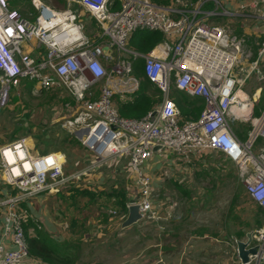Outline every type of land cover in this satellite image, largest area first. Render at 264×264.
Listing matches in <instances>:
<instances>
[{"label":"built area","instance_id":"built-area-1","mask_svg":"<svg viewBox=\"0 0 264 264\" xmlns=\"http://www.w3.org/2000/svg\"><path fill=\"white\" fill-rule=\"evenodd\" d=\"M171 1L67 0L64 9L51 11L41 0H31L38 10L32 19L0 0V114L23 78L33 81V93L65 92L76 102L69 114L59 115L60 126L94 156L85 166L67 170L68 157L61 148L39 150L29 136L0 143V264H47L29 254L23 226L27 213L19 202L57 192L114 157H126L136 178L135 198L127 206L137 204L144 221L160 220L152 176L143 170L155 146L172 154L165 157L167 165H177L174 155V160L185 161L204 150L221 151L235 165L248 197L264 209V105L254 114L258 95L251 98L243 90L254 73L264 80V32L251 57L246 38L235 34L230 23L252 11L264 22V0H231L234 7H224L220 0ZM44 7L60 17L63 25L55 31L52 24L40 25ZM83 10L99 27L95 36L84 32ZM217 17H227V24L214 21ZM142 28L159 30L164 39L147 52L130 47V34ZM33 39L44 46L36 57L20 46ZM136 58L143 59L145 77L162 97L144 116L131 118L119 114L115 97L126 99L138 90L140 79L132 65ZM171 87L201 98L196 118L182 116L168 94ZM239 91L245 95L237 97ZM243 121L249 128L241 139L234 125ZM109 212L117 214L112 208ZM252 245L257 252L249 254L248 262L241 261L235 245L234 264H264V226L251 232L246 247Z\"/></svg>","mask_w":264,"mask_h":264},{"label":"rangeland","instance_id":"rangeland-1","mask_svg":"<svg viewBox=\"0 0 264 264\" xmlns=\"http://www.w3.org/2000/svg\"><path fill=\"white\" fill-rule=\"evenodd\" d=\"M82 14L85 34L87 36L98 34L100 32L98 25L95 26L91 23L85 10ZM214 21L227 24L228 19L227 17H217ZM252 23L250 25V22H247V32L242 29L243 21H238L237 24H233L234 26L231 24L235 34L244 35L246 38V48L251 52V57L255 55L257 41L263 37L260 31L250 27L253 25ZM25 43L27 42L24 41L20 44L22 51L26 47ZM262 72L264 73V66ZM260 85L264 87V80H260L254 73L246 80L243 90L252 98ZM173 88L171 87L169 90V96H171ZM18 93L15 89L12 91L11 100L5 107L3 123L5 122L7 131L4 130V134L8 137L11 135L34 137L35 140H31V142L43 150L50 146L58 147L57 142L60 139L66 137L73 139L75 135L68 133L60 126L59 118V115L69 114L75 107L76 101L69 94L64 92L61 95L59 92L47 90H42L37 94L29 90H18ZM15 94L19 100L12 102V96ZM261 95H264V92H261ZM63 97L65 100H62ZM261 104L264 105V99ZM58 111L60 113H56ZM57 116L58 119H56ZM242 124H244L243 127L249 128V123L244 121L236 122L234 128H239ZM77 139L79 140V138ZM8 140L2 139L0 143ZM65 146L68 157L67 167H83L92 158L94 159V156L78 142L67 143ZM204 151L185 161L174 160V155L172 159L177 165H174L173 169L176 168V170L168 171L167 166L166 175H162L166 178L163 182L166 185V190L163 193L156 190L154 194L156 198H161L166 193L172 198L174 205L172 209L175 212V216H172L175 221L173 223L174 230L173 233L168 232L167 234L166 231L158 227L149 226L141 234L136 232L135 237L133 236L134 241L128 236L127 242L131 249H134L136 255L139 251L147 252L142 257L141 263L139 262L141 257L137 258L136 264H166L165 261L167 262L171 256L178 257L179 264H234L236 260L235 239H246L247 232H254L264 226V218L257 211L256 204L250 201L243 191V185L238 179L235 165L218 150ZM155 152L163 164H166L165 157L172 156L169 151L163 149ZM125 158L122 162L123 166L126 165L127 158L126 160ZM164 169L155 175L161 181L162 178L159 174L163 173ZM123 170L126 171V167H123ZM95 177L97 176L95 175ZM82 182L84 183L85 180ZM234 187H237V195L233 196ZM69 195L71 194L62 192L50 195L44 192L33 196L31 199L32 209L35 210L32 212L36 213L41 207L44 213L49 211L62 221L61 208L68 211V207L71 205ZM232 198L234 201L231 204ZM47 201L49 202L48 209ZM140 221L144 220L140 219ZM197 245L200 246L195 248ZM113 256L109 251L107 254L109 264H116Z\"/></svg>","mask_w":264,"mask_h":264},{"label":"trees","instance_id":"trees-1","mask_svg":"<svg viewBox=\"0 0 264 264\" xmlns=\"http://www.w3.org/2000/svg\"><path fill=\"white\" fill-rule=\"evenodd\" d=\"M23 2L24 5H30V8L33 6L30 4L29 0H16V2ZM57 4L54 9L60 10L64 9L67 5L66 0H54ZM157 2L168 3L171 0H156ZM29 3V4H28ZM27 6V7H28ZM32 19L37 16V12L35 9L31 10ZM92 24L97 25L96 22L92 19ZM164 39L163 34L156 29H136L134 30L128 40V45L134 49L147 52L152 47H154L158 42ZM134 73L139 77L140 84L139 88L136 92H134L131 97L126 99H121L118 95L115 97L117 109L120 115L125 117L131 118H140L144 116L149 110L153 108V105L158 102L162 97L161 90L151 82L147 77H145L144 70H143V59L136 58L132 61ZM24 87L26 84H31L32 80L25 79ZM32 85V84H31ZM264 87H262L260 93H257V98L255 102L257 105L253 106V113L259 114L263 105L264 95H261V92H264ZM29 90V89H28ZM256 95V94H255ZM254 95V96H255ZM253 96V98H254ZM171 97L175 100L176 104L180 109V113L184 118H196L202 107L203 103L201 98L190 96L184 91L173 88L171 92ZM11 100V99H10ZM19 97L15 94L12 96V102H17ZM62 100H65L63 97ZM68 100V99H66ZM261 104V105H258ZM242 124L239 128H235L238 136L243 139L245 137L246 131L248 128ZM246 128V131H244ZM78 142L80 145V141L73 136L72 138L66 137L62 140L60 139L57 142V145L64 148L66 150L65 144ZM82 146V145H81ZM83 147V146H82ZM84 148V147H83ZM221 152V151H219ZM222 153V152H221ZM112 161V160H110ZM114 164V163H113ZM103 165V170L110 174L111 166ZM165 166H168L165 164ZM73 167H68L67 170L73 169ZM165 174V169L163 171V175ZM84 176V175H83ZM111 178V177H110ZM106 179V190L97 191L88 188L89 186L96 185L95 182H90L86 185L83 177L75 179L69 183L68 186L62 187L57 192H46L48 194L54 193H69L71 195L68 196L69 201L71 202L70 206L68 207V211H65L63 208L62 210V218L68 219L66 222V227L68 229V233L64 234L65 236H61L60 238H56L54 234L43 227V224L40 223L41 221L36 218L34 211L32 209V197H28L27 199L22 200L19 202V206L22 207L25 212L27 213L26 221L23 222V226L25 229V235L28 245L29 254L32 257L38 258L40 261L45 262L47 264H81L79 262V255L82 250V237L88 232V228L86 226V222L89 215H98V220L103 223L106 220L113 216L109 209H115L118 215L122 217L126 216L128 212V194L126 189H124L123 181L117 187H112L111 179ZM163 182L166 179L162 176ZM153 179V178H152ZM153 181V180H152ZM86 185V186H85ZM177 185V184H176ZM6 188L10 187L5 185ZM153 186V184H152ZM3 185L0 183V196L3 195ZM175 188V184H174ZM233 196L237 195V187H234ZM244 191V190H243ZM72 192V193H71ZM155 190L153 186L152 191V200L155 198ZM246 194V192L244 191ZM41 194V193H38ZM38 194L34 195L37 196ZM247 195V194H246ZM248 196V195H247ZM77 198V200H76ZM163 197H161L162 199ZM249 198V197H248ZM157 200V199H156ZM250 201H252L249 198ZM234 198H232L231 204L233 203ZM257 211L263 216L264 218V209L258 205ZM158 209V208H156ZM32 212V213H31ZM67 215V217H66ZM116 217V215H114ZM260 222V221H259ZM32 227V228H31Z\"/></svg>","mask_w":264,"mask_h":264},{"label":"crops","instance_id":"crops-1","mask_svg":"<svg viewBox=\"0 0 264 264\" xmlns=\"http://www.w3.org/2000/svg\"><path fill=\"white\" fill-rule=\"evenodd\" d=\"M7 1H8L9 6L13 8H17L23 13V15H25L26 17L32 18L31 10L35 9L34 7L30 8V5L29 6L24 5L23 2H20V1L16 2V0H7ZM43 1L42 3L48 6L49 7L48 9L51 11H52L51 9L52 7L54 8L57 6L54 0H43ZM193 1L195 2L196 0H192V2ZM220 1L224 7H234L235 6V4L233 5L231 4V0H220ZM210 6H211V3L206 4V7H210ZM35 11L38 13V10L35 9ZM41 16H42L41 14H38V19ZM86 16L89 17L92 23L93 18L89 16L88 13ZM43 17H44V20H48V14L43 13ZM238 21H243L242 29L245 30V32H247L246 29H248L247 27L248 21L250 22V25L252 22H254L252 23L253 25L250 26L252 27V29L256 30V28H260L259 29L260 33L263 34L264 32V22L260 21L257 18V13L255 11H252V13H250L249 15L241 16L237 20L236 19L232 20L230 21V23L235 25L238 23ZM84 29H85V25H84ZM233 30H234V27H233ZM25 45L26 47L24 51L28 53L30 56L36 57V56L41 55L44 52V46L38 43L37 41H35L34 39L30 42L25 43ZM25 79L27 78H23L20 81L17 88L15 89L17 94H19L18 90L26 91L29 89V91L32 92L33 81L31 83L32 85L27 83L26 86L24 87V83L26 82ZM5 107L2 109L1 114H0V140L5 139V138L12 139L16 137L15 135H11L10 137H8L6 134H4L5 131H7L6 126L4 125L5 122L3 123V114L5 111ZM32 140H35V138L33 137ZM49 148L50 149L61 148L66 153V150L60 146L58 147L50 146ZM38 149L43 150V149H40L39 147ZM155 151H158V150L154 149L150 157L145 161L143 170L145 169L144 171L152 176L153 178L152 184L154 186V190L155 191L158 190L159 193H163L166 190V185L163 184V178H162L163 173L159 174L160 177L162 178V181L160 180V178L157 179L155 175H157L164 168L166 172L167 166L163 164L162 160L159 158V155H155L157 154V152ZM111 160L112 161H109L106 164V165H109V164L114 163L110 167L111 168L110 174L108 175V172L102 171L103 170L102 166L97 167L91 173L82 176L85 182L87 181L86 185L89 184L90 182H95L96 185L89 186L88 188L97 190V191H102V190H106L107 188L106 187L108 185L106 184L107 178L111 177L110 179L112 180L111 181L112 187H117L118 185L121 184V181H123L124 189H126L127 194H128V200L132 201L133 198H135L137 184H136V178L134 174L128 170L126 158H125L126 160L125 166L122 165V162L124 161V157H118V158L114 157ZM123 167H126L127 170L124 171ZM173 167H174V164L168 165V171L176 170V168L173 169ZM95 175L97 177H95ZM50 195H56V193L50 194ZM162 196H163L162 199L155 197L157 200L156 199L153 200V206L155 208H158V212L160 211L159 214L161 218L158 221L153 220V221H148L146 223V221L138 220L128 226L122 227L121 225L122 221L124 220L126 216L122 217L121 215L116 214L117 215L116 217H114V215L110 216L106 220V222L101 223L98 220L99 218L98 215H95V217L93 215H89L87 222H86L88 232L85 234L84 237H82V241H81L82 250H81V253L78 259L79 262H81V264H109L107 254L110 251L114 255L113 260H114V263L116 264H136V260L138 257H141L139 258V262L141 263L143 260L142 257H144L145 253L147 252L139 251L138 255H136L134 252V249H131L129 242H127L128 236H130V238H132V240L134 241L136 232L141 234L145 232V230H147L149 226L158 227L159 229L166 231L167 234L168 232L173 233V230H174L173 223H175V221L173 220V217L175 216V212L172 209L174 208V205L172 204L173 200L166 193H164ZM48 203L49 202L47 201V209H48ZM41 209L42 208L39 207V211H37L34 216H36V218H38L41 221L40 223L43 224V227L46 230L52 232L56 238L65 236L64 234L68 233V229L66 227V222H67L66 219L62 218V221H60L56 217V215L51 214V212L49 211H46V213H44L43 209L42 210ZM0 214H1V211H0ZM0 219H1V216H0ZM144 226H146L145 229H144ZM199 246L200 245H197L195 248H198ZM165 263L166 264H179V260H178V257L171 256V258L168 259L167 262L165 261Z\"/></svg>","mask_w":264,"mask_h":264},{"label":"water","instance_id":"water-1","mask_svg":"<svg viewBox=\"0 0 264 264\" xmlns=\"http://www.w3.org/2000/svg\"><path fill=\"white\" fill-rule=\"evenodd\" d=\"M104 53L109 52V47L108 45H104L102 47ZM154 112H152L153 114ZM250 116V115H249ZM76 135H79V132L77 131ZM157 146L154 147L156 149ZM141 219V214L138 210V205L137 204H131L128 206V212L126 214V217L122 221V227L128 226L138 220ZM247 236V241H250L251 239V232L246 233ZM247 241H243L241 239H238L236 244H237V250H238V256L241 259L242 262H248L249 261V254H254L257 252V246L252 245L250 247H246Z\"/></svg>","mask_w":264,"mask_h":264},{"label":"bare ground","instance_id":"bare-ground-1","mask_svg":"<svg viewBox=\"0 0 264 264\" xmlns=\"http://www.w3.org/2000/svg\"><path fill=\"white\" fill-rule=\"evenodd\" d=\"M48 14L49 19L48 20H44L43 15L41 17H39V22L42 26H46L49 24H52V30L55 31L56 29H58L59 27H61L63 24L60 21V17L58 16V14H55L53 12H49L48 9L46 7H44V9L42 10V14ZM50 20V23H48V21ZM240 95L244 96L245 94L242 92H237V97H239ZM247 99V98H245Z\"/></svg>","mask_w":264,"mask_h":264},{"label":"clouds","instance_id":"clouds-1","mask_svg":"<svg viewBox=\"0 0 264 264\" xmlns=\"http://www.w3.org/2000/svg\"><path fill=\"white\" fill-rule=\"evenodd\" d=\"M30 3H31V0H30ZM31 5H32V3H31ZM33 6V5H32Z\"/></svg>","mask_w":264,"mask_h":264}]
</instances>
